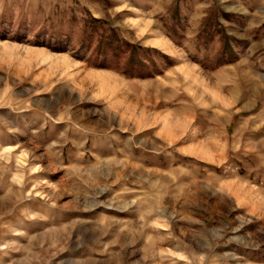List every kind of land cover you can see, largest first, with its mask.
<instances>
[{
  "label": "rangeland",
  "instance_id": "1",
  "mask_svg": "<svg viewBox=\"0 0 264 264\" xmlns=\"http://www.w3.org/2000/svg\"><path fill=\"white\" fill-rule=\"evenodd\" d=\"M0 241L31 264H264V0H0Z\"/></svg>",
  "mask_w": 264,
  "mask_h": 264
},
{
  "label": "crops",
  "instance_id": "2",
  "mask_svg": "<svg viewBox=\"0 0 264 264\" xmlns=\"http://www.w3.org/2000/svg\"><path fill=\"white\" fill-rule=\"evenodd\" d=\"M2 210V207H0V211ZM2 244V242L0 241V245ZM0 264H31V262H25L23 260H16V261H6L3 260L2 258V249L0 248Z\"/></svg>",
  "mask_w": 264,
  "mask_h": 264
}]
</instances>
